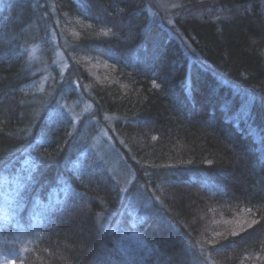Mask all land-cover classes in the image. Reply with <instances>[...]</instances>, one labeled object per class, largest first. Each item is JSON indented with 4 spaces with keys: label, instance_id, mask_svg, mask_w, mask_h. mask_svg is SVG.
Returning a JSON list of instances; mask_svg holds the SVG:
<instances>
[{
    "label": "trees",
    "instance_id": "16d2710c",
    "mask_svg": "<svg viewBox=\"0 0 264 264\" xmlns=\"http://www.w3.org/2000/svg\"><path fill=\"white\" fill-rule=\"evenodd\" d=\"M178 3L170 31L147 0L0 2V264H179L174 229L215 264H264V0ZM111 157L136 174L144 248L100 217L125 207Z\"/></svg>",
    "mask_w": 264,
    "mask_h": 264
},
{
    "label": "rangeland",
    "instance_id": "374dc122",
    "mask_svg": "<svg viewBox=\"0 0 264 264\" xmlns=\"http://www.w3.org/2000/svg\"><path fill=\"white\" fill-rule=\"evenodd\" d=\"M9 1V0H0V2ZM179 5L178 0H147V9L149 11V15L151 16V21L154 22L157 20L160 24L167 27L170 31H172V19L174 17L173 10ZM55 42H54V52H55V60L52 61L56 66L65 67L67 66V53L69 45L60 39L59 34L55 33ZM31 57L37 62L41 63V70H45L42 75H44L48 69H50L51 65H47L45 63L44 53L41 52L40 46H34L30 50ZM188 54L192 56L191 52L188 51ZM45 64V65H44ZM48 68V69H47ZM64 68V70H65ZM47 69V70H46ZM47 76H42V84L48 80ZM110 124V122H108ZM96 139L93 142V146L96 147L101 154L110 155V150L114 147L113 145V136L111 135L109 128L99 132L96 135ZM109 153V154H108ZM111 161L113 162V168L116 170V178L120 180L122 184V194L125 202V207L122 209L121 214L116 222L113 223L107 220H110L111 216L108 213L101 214V218L105 219L106 227H109L110 224L112 226V231H117L120 234V238L126 240L128 245H135L137 247L144 248L147 244L146 241L142 238L138 231H136V227L143 222V218L145 214L141 212V209L135 207L132 208V205L135 201L138 200L134 195V191L138 190V186L135 184L137 179L136 174L132 166L127 165L125 158L119 157H111ZM32 167L31 164L27 165L26 172ZM26 175V174H25ZM24 175V176H25ZM19 177L14 180L13 188L21 189L23 184L26 181V177ZM140 190V189H139ZM146 209H151L152 213L150 215H154V217H159L163 219V221L169 227H175L172 222L166 217L168 215L167 208H165L163 201H161L154 194L149 195V200L147 203H142ZM145 210V209H144ZM107 219V220H106ZM176 228V227H175ZM173 229V228H172ZM174 231L177 232L180 238H177L181 243V257L179 264H215L212 259H210L209 251L200 243H195L191 239L184 238L181 234L178 233L176 229ZM118 240H120L118 238Z\"/></svg>",
    "mask_w": 264,
    "mask_h": 264
}]
</instances>
